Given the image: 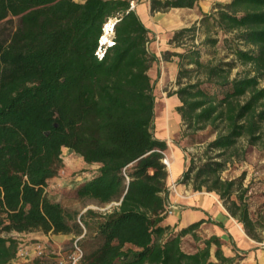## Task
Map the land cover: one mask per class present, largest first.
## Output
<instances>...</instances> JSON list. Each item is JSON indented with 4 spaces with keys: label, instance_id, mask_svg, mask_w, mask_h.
Returning <instances> with one entry per match:
<instances>
[{
    "label": "trees",
    "instance_id": "trees-1",
    "mask_svg": "<svg viewBox=\"0 0 264 264\" xmlns=\"http://www.w3.org/2000/svg\"><path fill=\"white\" fill-rule=\"evenodd\" d=\"M150 1L156 13L200 0ZM201 15L206 40L217 44L210 31L221 32L234 59L214 64L196 46L163 53L166 60L179 57V87L170 95L180 98L184 135L216 132L208 143L216 155L199 164L193 158L180 181L219 194L247 234L262 241L264 213H253L244 176L222 172L246 154L241 141L264 146V0L218 2ZM9 17L20 22L0 32V264H12L24 233L81 234L84 225L95 229L85 264H240L249 251L227 254L220 236L203 233L206 220L181 229L163 224L169 144L155 134L149 73L159 57L149 50L151 29L131 0H0V23ZM111 17L118 18L114 43L100 56ZM197 30V22L182 27L170 42L178 45ZM237 63L250 70L231 77ZM193 71L202 76L183 82ZM64 147L98 166L72 194L102 205L119 202L105 213L87 210L83 224L47 192L63 167ZM187 235L201 242L193 251L183 247ZM26 264L48 262L35 257Z\"/></svg>",
    "mask_w": 264,
    "mask_h": 264
},
{
    "label": "rangeland",
    "instance_id": "rangeland-1",
    "mask_svg": "<svg viewBox=\"0 0 264 264\" xmlns=\"http://www.w3.org/2000/svg\"><path fill=\"white\" fill-rule=\"evenodd\" d=\"M218 2L224 3L227 1L214 0V3L212 4L211 8L209 7L208 12L214 11V7ZM199 20L197 21L198 30L196 31V35L194 37L192 36V34L186 35L183 39L180 40L178 45L176 42H170L171 48L167 51L183 52L189 47L196 46V48H200L202 58L206 61H212L214 64L234 59V55L231 53L228 45L224 42L225 35H223L221 32L216 33V29L210 31L212 37L219 38V42L213 45L206 40V37L208 35L206 32V27L201 25ZM19 22L20 20L18 17H9L7 20L0 23V32L8 34L9 32L14 31L19 25ZM193 24H190L189 26ZM163 53H161L160 55L162 56V58ZM163 60L165 62H163L159 67L160 76L156 79L155 86L158 89L160 88L161 90L166 91V93L169 94L174 89H177L179 87V57L177 55L171 54L170 60ZM166 61H173L174 68H177V71L176 69H174L173 74H171L172 72L170 70V67H168ZM175 63H177V65ZM193 66L194 65H189L188 67ZM249 70V65L237 63V65L232 69L231 77L243 76L248 73ZM157 72L158 69L153 72V80H155ZM199 76H202V74L193 71L192 73L185 75L182 81L194 82L199 78ZM260 85L264 86V76L260 78ZM167 97L168 96H158V106H156L158 111L167 107L165 103L161 104L160 102L161 98L166 99ZM179 123L182 127L181 134L178 138H172L171 142L176 143L183 148L184 153L188 159L189 166L193 158L195 159V162L199 164L205 160V157L216 155L217 151L208 149V143L216 137V132L212 131L210 127H208L207 129L199 131L195 136L191 137L188 135H184L185 125L181 118V114ZM239 146H244L243 148H246V154L244 156L234 157L233 159H231V161L228 162L226 169L222 172V176L224 178H239L241 176H244V187L248 188L246 196L253 213H264V146L248 145L244 140L239 143ZM62 157L64 160L63 167L60 169L58 175L50 180V183L47 187L49 196L56 201H60L65 207L68 214L73 217V220L81 221L82 224L84 223L83 216L86 215V212L89 209L98 213H105L112 210L113 206H115L118 201H113L111 203L102 205L89 199H78L72 194L77 186H79L92 175L93 171L97 169V165H89L83 160L80 155H78L68 147L63 148ZM191 187H193L192 183ZM201 191L206 190L204 189ZM221 201L224 204L223 199H221ZM86 231V236L82 237L81 239V243L85 251L89 250L95 242V229H89L84 225L83 233H85ZM83 233H45L41 230H34L32 232L24 233L23 235H21V240L27 243L39 240L44 243L47 248V255L44 257L46 258L48 264H51L52 262H56L55 257L61 249H57L58 247H56V241H58V239L54 240L53 237H51L53 236V234H56L54 238H57L59 236L62 238L64 237L62 240H60V242L61 245H63L62 249L67 250L70 247L73 239L76 236L82 235ZM203 233L205 234V232ZM199 244H201L200 241H196L190 235H187L184 238L183 247L187 251H193ZM247 257L248 255H246L244 259H246Z\"/></svg>",
    "mask_w": 264,
    "mask_h": 264
},
{
    "label": "crops",
    "instance_id": "crops-1",
    "mask_svg": "<svg viewBox=\"0 0 264 264\" xmlns=\"http://www.w3.org/2000/svg\"><path fill=\"white\" fill-rule=\"evenodd\" d=\"M76 1L84 2L85 0ZM213 3L214 0H200L195 7H173L166 12L152 13L150 0H131L132 9L138 12L141 19L151 29L149 50L159 57V60L153 63L149 71L153 76V72L158 69L155 82L160 76L159 67L165 62L160 55L171 48L170 40L175 31L197 22L201 18L202 12H208ZM166 63L170 67L171 74L174 69L177 71L173 61H166ZM175 64L177 65V63ZM170 93L167 94L166 91L155 86L156 106H158V96H168L166 99H160L161 104L165 103L167 107L160 111L156 108L155 134L159 138L166 139L169 144L165 152V159L170 162V165H167V207L177 206V209L167 216L163 224L170 225L173 229H181L197 220L204 219L206 221L202 225L203 231L207 236L213 234L220 236L227 254L235 255L237 252L249 251L248 257L240 264H264V238L262 241H257L250 237L243 224L228 212L216 192L195 190L194 187H191V183L180 181L189 164L183 148L171 142L172 138L180 136L182 127L179 123L180 113L176 109L181 103L180 98L177 94L170 95ZM166 118L171 125L169 130L164 124ZM55 235L53 234L51 237L54 240L58 239L56 241L57 249L62 248L60 240L64 237L54 238Z\"/></svg>",
    "mask_w": 264,
    "mask_h": 264
},
{
    "label": "built area",
    "instance_id": "built-area-1",
    "mask_svg": "<svg viewBox=\"0 0 264 264\" xmlns=\"http://www.w3.org/2000/svg\"><path fill=\"white\" fill-rule=\"evenodd\" d=\"M109 21H112V34L110 36V40L104 42L101 41V46L99 49V55L103 56L106 48L114 43L115 31L114 26L115 23L118 21L117 17H111ZM164 161L167 165H170L169 160L164 158ZM119 204V202L117 203ZM116 204V205H117ZM177 209L176 205H171L167 207L166 212L172 214L174 210ZM84 234L80 236H76L70 247L67 250H63L62 248L59 250L57 256L55 257V261L57 264H85L84 257H85V250L81 243V239ZM47 255V248L44 243L39 240H35L33 242L27 243L25 241L20 242L17 254L12 261V264H26L27 262L33 260L35 257H44Z\"/></svg>",
    "mask_w": 264,
    "mask_h": 264
},
{
    "label": "bare ground",
    "instance_id": "bare-ground-1",
    "mask_svg": "<svg viewBox=\"0 0 264 264\" xmlns=\"http://www.w3.org/2000/svg\"><path fill=\"white\" fill-rule=\"evenodd\" d=\"M111 34H112V21H109L105 25V32H104V35H103V41L106 42V41L110 40ZM167 119L168 118H166L164 124L166 126V129L169 130L171 128V125H170L169 120H167Z\"/></svg>",
    "mask_w": 264,
    "mask_h": 264
},
{
    "label": "water",
    "instance_id": "water-1",
    "mask_svg": "<svg viewBox=\"0 0 264 264\" xmlns=\"http://www.w3.org/2000/svg\"><path fill=\"white\" fill-rule=\"evenodd\" d=\"M103 40V36H102V39H101V41Z\"/></svg>",
    "mask_w": 264,
    "mask_h": 264
}]
</instances>
